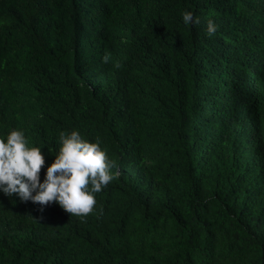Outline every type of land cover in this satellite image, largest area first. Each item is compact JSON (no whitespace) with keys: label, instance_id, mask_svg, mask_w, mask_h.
I'll use <instances>...</instances> for the list:
<instances>
[{"label":"trees","instance_id":"obj_1","mask_svg":"<svg viewBox=\"0 0 264 264\" xmlns=\"http://www.w3.org/2000/svg\"><path fill=\"white\" fill-rule=\"evenodd\" d=\"M13 130L116 167L87 217L0 191V264H264V0H0Z\"/></svg>","mask_w":264,"mask_h":264},{"label":"clouds","instance_id":"obj_2","mask_svg":"<svg viewBox=\"0 0 264 264\" xmlns=\"http://www.w3.org/2000/svg\"><path fill=\"white\" fill-rule=\"evenodd\" d=\"M185 25H199V17L191 12H183ZM219 25L212 19L207 21L206 32L212 37ZM112 61L111 53H105L104 63ZM119 69V61L113 65ZM60 150L54 162L47 168L41 183L40 173L45 164L41 148L29 147L25 134L11 131L7 140L0 139V191L9 198L18 196L20 202L31 201L47 206L58 203L71 216L87 217L96 206L95 193H99L113 180L110 169L116 167L100 147L99 138L95 143L82 139L77 131L59 134ZM35 193V195H34ZM41 213L44 207L39 209ZM42 220L43 217L41 216Z\"/></svg>","mask_w":264,"mask_h":264}]
</instances>
